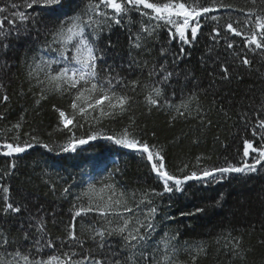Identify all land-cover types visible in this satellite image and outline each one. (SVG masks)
<instances>
[{
  "label": "snow or ice",
  "instance_id": "snow-or-ice-1",
  "mask_svg": "<svg viewBox=\"0 0 264 264\" xmlns=\"http://www.w3.org/2000/svg\"><path fill=\"white\" fill-rule=\"evenodd\" d=\"M251 2L256 4L257 0ZM260 4L264 5V0H260ZM63 7L64 0H23L22 4L11 3V9L25 10L12 11L10 18L0 15V53L6 54L11 48L13 35L20 39L21 35L28 37L35 32L33 40H39L41 34L50 37L45 39L40 49L41 58H32L35 67L27 75L30 80H36L39 88V98L35 100L37 105L41 100L47 99L48 93L72 95L71 118L64 110L53 105L63 126L60 130L67 129L71 134L63 145L51 146L43 143L37 135L20 133L24 120L22 115L20 121L11 128L18 134L5 137L0 143V155L12 158L34 145L42 146L49 152L55 151L57 147L61 153L75 152L80 145L97 139L95 132L88 134L86 138L76 137L72 132V127H84L82 123H73L77 113L81 120H87L89 110H99V118L92 117L97 122L105 117L123 116L132 112L138 102L137 96L140 95H143V104L149 113L153 109H174L175 115H170V122L187 119L192 114L191 106L195 105L196 116L201 124L204 127L211 125L212 120L205 114L200 103L202 90L199 82L193 85V89L178 105L169 99L173 78L178 80L183 75L186 82L195 81L190 71H177V67L186 55H190L183 45H191L198 40L204 27L202 20L209 16L215 26L208 34L213 42V46L207 48L208 58H211L215 46L221 40H224L225 50L231 55L230 62L228 59L221 60L218 55L215 57L213 64L219 65L218 78L230 81L235 75L238 80L248 78L252 81L246 87L243 98L251 101L248 111L239 115L245 122V130L250 131L251 138L242 139V157L238 162L225 156L221 163L208 165L204 162L211 160V157L201 154L195 157L194 169L187 163L180 168L170 169L165 146L150 143L145 138L147 133L143 129L138 130L135 116H130L129 123L118 134L105 138L138 152L148 164L150 174H154L159 182V190L153 187L129 194L126 191L117 192L113 184L105 185L109 190V194L105 196L102 194L103 188L98 191L90 183L82 193L87 198V206L73 205L62 237L55 239L48 230V217L54 216V213L45 214L43 206H40L35 214L30 215L28 224L21 227L22 235L19 238H10L11 233L0 227V264H178L176 253L179 251V231L174 235L165 232L159 241H155L153 237L156 228L154 221L160 207L158 199H162L165 194L184 192L189 181L219 183L228 174L248 175L264 169V7L249 8L247 11L244 8L235 9L245 14L243 20L233 21L229 16L224 23H220L223 17L211 14L220 9L235 7L224 0H88L83 9L71 16L64 14L63 19L59 16L50 18ZM8 11V6L0 7V14ZM134 13L139 14L141 20L138 31H130L129 43L132 49L151 55L150 40L158 37L161 27L167 28L169 40L158 49L160 62L138 61L129 54L130 60L126 68L123 65L108 64L106 57L113 44L109 39L104 47H100L98 42L101 34L105 29L121 26L126 18L128 24L134 23ZM144 17H147L146 22ZM6 23L8 28L4 27ZM235 37L241 38V46H237ZM177 38L181 46L178 52H173L168 45ZM49 54H55L54 58L46 60L44 57ZM201 61L207 63L204 57ZM53 65L58 67L54 68ZM240 69H243V74ZM137 70L144 79H129L122 74ZM41 73L43 79L40 78ZM209 75L213 77L211 87L215 84L216 77L212 73ZM33 95L36 96L37 93ZM171 95L175 96L176 92L172 90ZM8 99L5 94L0 97V102H7ZM216 103L213 101L214 106ZM218 111L225 117L229 115L222 103ZM3 118V114H0V119ZM249 124L252 125L251 128L248 127ZM21 135L28 136L29 140L22 141ZM151 136L155 139L156 133L152 132ZM202 164L204 166L201 167ZM15 168V160H12L8 170L0 172V179L11 175ZM52 188L54 191L55 186ZM10 191L9 186L0 184V192L3 193L0 197V215H19L25 210L24 205L11 198ZM69 191L70 188L65 187L62 194ZM215 203L218 206L220 200ZM204 211L205 208L197 207L195 212L182 211L180 215L193 216ZM90 213L101 217L103 223L97 221L95 225L90 223L86 228H78L77 218H84ZM261 243L264 244V241ZM225 247L228 249L231 264H251L249 254L252 249L244 246L242 237H232ZM46 249L52 251L47 252ZM188 251L190 264H196L201 254H207L203 245H197L194 250Z\"/></svg>",
  "mask_w": 264,
  "mask_h": 264
},
{
  "label": "trees",
  "instance_id": "trees-1",
  "mask_svg": "<svg viewBox=\"0 0 264 264\" xmlns=\"http://www.w3.org/2000/svg\"><path fill=\"white\" fill-rule=\"evenodd\" d=\"M151 2H165V0H151ZM224 2L235 7L220 9L211 14L223 17L220 23H224L229 16L233 21L243 20L245 14L235 9L244 8L247 11L249 8L264 7L260 4V0H257L256 4L251 0H224ZM11 3L22 4L23 0H0V7L9 8L8 12L0 15L10 18L12 11L25 10L11 9ZM87 3L88 0H64V7L50 18L55 19L59 16L63 19L64 14L71 16L74 12L83 9ZM27 11L31 12V10ZM143 19L147 21V17ZM132 20L134 23L128 24L126 18L121 26H113L111 30L105 29L101 34L98 42L100 47H104L109 39L113 44V47L108 49L107 63L123 65L126 68L130 60L129 54L138 61L160 62L158 49L169 40L167 28L161 27L158 30V37L150 40L151 55H146L145 52L132 49L130 46V31L131 33L138 31L141 16L134 13ZM202 24L204 27L198 40L191 45H183L190 55H186L177 67V71H190L195 81L186 82L183 75L178 80L173 78L169 99L173 104L178 105L190 93L193 85L199 82L202 90L200 103L205 114L212 120V124L207 127L201 124L196 116L195 105L191 106L192 114L187 119L181 118L170 122V115H175L174 109L165 108L159 111L153 109L149 113L144 107L143 95H140L137 96L138 102L132 112L123 116L105 117L97 122L92 117L99 118V110L95 112L89 110L87 120H81L77 113L73 123H82L84 127L69 125L72 127V132L76 137L83 138L95 132L97 139L80 145L75 152L61 153L58 147L55 151L49 152L42 146L34 145L26 152L12 158L0 155V172L7 171L12 160L16 163L11 175L0 179V184L9 186L11 198L25 206V210L19 215H0V227L11 233L10 238H19L22 235L21 227L28 224L30 215L35 214L40 206H43L45 214L54 213V216L48 217V230L52 238L62 237L64 225L70 220V210L73 205L87 206V198L83 197L82 193L90 183L94 184L98 191L103 188L102 194L105 196L109 194L105 185L113 184L117 192L126 191L129 194L153 187L159 190V182L156 181L154 174H150L148 164L140 155L105 138L118 134L129 123L130 116H135L138 130L143 129L147 133L145 138L150 143L165 146L170 169L180 168L185 163L194 169L195 157L201 154L211 157V160L204 162L208 165L221 163L225 156L233 162L240 161L242 139L251 138V133L245 130V122L239 118V115L243 111H248V104L251 101L243 98L246 87L252 81L248 78L238 80L235 75L230 81H222L218 78L219 65L213 64L215 57L218 55L221 60L228 59L230 62L231 55L225 50L224 40H221L220 44L215 46L211 58H208L207 48L213 46L208 34L215 26V22L211 21L209 16L202 20ZM4 27L8 28L9 25L6 23ZM35 35L36 33L32 32L28 37L21 35L20 39L13 35L11 48L6 54L0 53V85H2L0 97L5 94L9 97L7 102H0V114L4 117L0 119V143L5 137L10 138L18 134L11 128L20 121L22 115L24 120L20 133L37 135L43 143L51 146L63 145L71 134L67 129L60 130L63 126L60 123L59 113L55 111L53 105L64 110L71 118L72 95L48 93L47 99L41 100L39 105L35 103L39 98V88L36 86V80H30L27 74L35 67L32 58L34 56L37 60L41 58L40 49L45 39H50L41 34L39 40H33L32 37ZM234 39L237 46H241V38ZM180 46L178 38L168 45L173 52H178ZM54 55L49 54L44 58L51 60ZM202 57L207 63H202ZM53 67L58 66L53 65ZM239 71L243 74V69ZM210 73L216 77L215 84L211 87L213 77L209 75ZM122 74L129 79L137 77L144 79L139 70ZM40 78L43 79V73L40 74ZM172 90L176 92L175 96L171 95ZM33 93L37 95L34 96ZM213 101L217 102L215 106ZM221 103L228 111V117L218 111ZM249 115L251 116V113ZM251 126L248 125L249 128ZM152 132L156 133L155 139L151 136ZM21 140H29V137L21 135ZM114 157L117 161L113 159ZM65 187H69L70 191L62 194ZM2 196L3 193L0 192V197ZM217 200H220L218 206L215 203ZM158 203L160 207L154 221L156 228L153 237L155 241H159L165 232L174 235L179 231L180 242L177 245L179 251L176 253L178 264H190L191 257L188 250H194L197 245H203L207 249V254H201L196 264H231L225 245L232 237H242L244 246L252 249L249 254L251 264H264V244L261 243L264 241V169H260L255 174L233 175L219 183L191 181L185 186L184 192L165 194L162 199H158ZM197 207H203L205 211L193 216L180 215L182 211L195 212ZM97 221L103 223L101 217L90 213L84 218H77V226L86 228L88 224L95 225ZM46 251L52 250L46 249Z\"/></svg>",
  "mask_w": 264,
  "mask_h": 264
},
{
  "label": "rangeland",
  "instance_id": "rangeland-1",
  "mask_svg": "<svg viewBox=\"0 0 264 264\" xmlns=\"http://www.w3.org/2000/svg\"><path fill=\"white\" fill-rule=\"evenodd\" d=\"M161 23H162V22H161ZM168 27H170V26H168ZM128 150H130V149H128ZM132 151H133V150H132ZM137 153H138V152H137ZM138 154H139V153H138ZM257 172H258V171H257ZM257 172H256V173H257ZM232 175H243V174H228L227 178L231 177ZM227 178H226V179H227ZM189 182H191V181H189ZM189 182H187V184H188ZM200 183H203V182H200ZM187 184H186V185H187ZM186 185H185V186H186Z\"/></svg>",
  "mask_w": 264,
  "mask_h": 264
}]
</instances>
